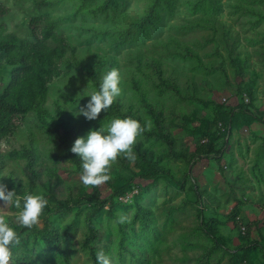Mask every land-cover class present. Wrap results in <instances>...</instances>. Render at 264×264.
Here are the masks:
<instances>
[{"label":"rangeland","instance_id":"obj_1","mask_svg":"<svg viewBox=\"0 0 264 264\" xmlns=\"http://www.w3.org/2000/svg\"><path fill=\"white\" fill-rule=\"evenodd\" d=\"M44 1L38 6L34 0H0L8 8L0 13L3 32L31 39L29 19L46 14L68 44L66 57L73 48L84 70L99 56L119 68L122 93L116 102L123 113L131 106L152 126L135 80L161 114L175 151L198 152V143L210 141L212 156L199 153L189 161L174 156L165 142L141 134L136 143L148 146L172 175L134 176L133 160L122 154L113 162L111 179L97 185L103 205L74 201L78 189L92 192L91 186L83 184L66 152L29 112L13 135L0 141V182L26 185L24 148H31L40 178L59 175L60 199L73 201L61 211L44 210L36 225L21 230L15 220L19 210L0 200V211L20 235L13 248L39 264H92L84 239L95 212L91 221L97 235L90 244L96 252L108 253L112 264H264V0ZM144 16L149 23L141 27ZM153 64L177 91L158 85ZM7 80V69L0 70V89ZM87 84L92 86L84 72L62 68L49 84L44 107L50 113L57 104L64 108L84 126V134L127 116L112 105L95 119L74 115L71 110L90 99L80 98ZM201 148L206 152L207 147ZM235 208L243 224L257 222L246 240L257 244L247 247L245 261L235 249L238 233L225 220ZM200 212L205 220L211 214L221 220L219 246L201 230ZM121 217H126L123 223ZM46 223L67 232L58 246L42 240L38 230Z\"/></svg>","mask_w":264,"mask_h":264},{"label":"trees","instance_id":"obj_2","mask_svg":"<svg viewBox=\"0 0 264 264\" xmlns=\"http://www.w3.org/2000/svg\"><path fill=\"white\" fill-rule=\"evenodd\" d=\"M35 4L46 5L44 0H34ZM84 2L91 0H83ZM159 0H154V3H158ZM108 2H104L101 6L106 8ZM153 8V5L152 7ZM8 12V8L0 4V13L5 14ZM149 23L147 16L140 19V26L144 27ZM29 27L31 32V39H21L17 35L11 32H3V26H0V70L7 69L8 80L0 89V141L11 137L15 130L20 127L25 117L29 112H33L37 118V121L42 125L50 138L58 147L62 148L78 173L81 174V160L80 157H76V153L70 151L74 139L79 135H84V126L74 120L73 116L66 112L64 108L58 104L54 106L53 113L44 107L46 97L49 92V84L52 80L58 77L62 73V68L71 69L76 68L79 71L85 73L90 80L92 86L99 85L101 80V74L104 69L107 71L111 69L112 62H108L107 59L100 56L95 59L93 65L85 69L82 64L74 57V49H70V58L66 57V51L68 44L66 40L58 36L55 33L56 23L48 18L46 14L33 16L29 19ZM153 69L158 76V85L173 91H177L174 83L170 78L163 77L160 66L153 64ZM134 84L138 88L139 97L143 103L146 112L151 120L152 126L148 127L145 120L138 114H136L132 107H127L123 113L119 108L116 101L112 104V108L116 113L121 115L132 116L141 121L145 125V131L142 133L145 137H153L167 144L169 151L174 156L186 158L189 161H193L199 153H205L208 157L212 156L210 150L212 149V143H204L203 145L198 143V152L187 153L185 151H175L173 141L167 125H165L161 114L157 112L151 102L147 98L146 91L139 88L135 80ZM219 127L221 123L219 122ZM207 147L206 152L201 147ZM27 163L24 167L27 175V183L8 186L9 189L15 188L20 194L25 192H43L48 198L49 204L46 206L47 211H61L65 209L72 198H65L61 200L60 196L64 193L63 179L59 175L53 176L47 180L40 178V171L34 164L35 155L31 148H24ZM135 156L133 160L134 167L137 172L132 175L140 177H154L161 173L172 175V172L163 164H160L156 154L142 142H138L134 145ZM2 152L0 146V174L4 162L2 160ZM91 186V185H90ZM92 192L86 190H79L74 201L81 199H88L92 202L103 205L104 199L100 198V192L98 186H91ZM138 211H144V209L137 205ZM239 210L235 208L230 214L225 216V220H230L238 233L240 244L235 248L240 250L241 253L239 260L245 261L247 255V247L249 245H255L257 242L251 240L246 243V240L251 237L253 228L257 222H243L239 219ZM95 212L89 215V232L84 239V244L89 248L92 264H96V251L90 244V241L96 238V230L91 221V217L95 216ZM200 218V228L210 239L212 240L214 247L220 245L218 226L221 220L217 214H211V216L205 220L202 218V213L198 214ZM23 230L24 226H19ZM245 230V231H244ZM42 240L45 243H52L58 246L66 237V231H60L58 228L51 224H45L44 227L38 230ZM39 264V262L30 254H26L24 251L13 248V256L10 264Z\"/></svg>","mask_w":264,"mask_h":264},{"label":"clouds","instance_id":"obj_3","mask_svg":"<svg viewBox=\"0 0 264 264\" xmlns=\"http://www.w3.org/2000/svg\"><path fill=\"white\" fill-rule=\"evenodd\" d=\"M122 76L119 68L113 67L105 72L97 86H87L80 98L87 95L90 99L86 105L71 110L74 115L83 114L86 119H95L102 109L109 107L122 93ZM79 98V100H80ZM79 102V101H78ZM145 131V125L132 116L114 117L107 124L91 128L84 135L77 136L70 151L76 153L81 160V181L85 185H101L111 179L113 162L120 155L129 159L136 158L134 145L138 137ZM0 200L14 204L19 210L15 220L19 225L32 228L36 225L46 206L48 198L43 192H25L20 194L15 188L9 189L0 182ZM126 217H121L123 223ZM20 242V235L12 226L9 217L0 211V264H10L13 246ZM96 264H112L111 256L103 249L96 253Z\"/></svg>","mask_w":264,"mask_h":264}]
</instances>
